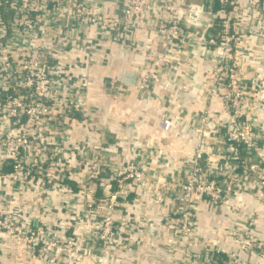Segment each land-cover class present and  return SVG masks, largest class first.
<instances>
[{"label":"built area","instance_id":"1","mask_svg":"<svg viewBox=\"0 0 264 264\" xmlns=\"http://www.w3.org/2000/svg\"><path fill=\"white\" fill-rule=\"evenodd\" d=\"M57 1L68 3L79 19L90 17L106 27L143 28L144 18L156 20L154 33L160 52L145 63L141 89L162 69L179 68V59L174 56L181 50L191 49L190 57L194 59L189 62V85L196 79L195 49L214 55V66L200 88L208 100L214 101L220 93L222 114L214 117L209 110L201 113L200 124L194 127L195 147L180 154V166L187 169L186 173L177 175L168 162L161 161L158 165L163 175L157 183L168 194L159 201L173 199L179 207L172 211L175 218L171 217L167 225L173 229V247L185 245L182 263L226 264L208 252L197 254L194 235L203 204L219 207L231 203L237 191L249 190L250 179L264 186V134L259 130L264 73L251 46L254 40L264 43V0H207L206 4L204 0H129L121 16L91 10L90 0H0V178L11 183L21 180L29 189H33V181L41 184L38 187L53 181L50 187L45 186L62 198L64 216L58 226L64 235L60 237L51 225L46 226L47 230H35L17 207H11L15 214L0 213V232L13 237L22 253L31 257L42 249L60 255L54 264H83L91 256V247L83 246L81 229L97 227L98 243L121 251L127 247L124 233L138 222H133L129 213L132 194L140 200L139 188L147 176L154 177L149 166L157 163V157L156 150L143 152L105 176L100 169L103 155L89 161L73 151L60 154V149L43 137L44 133L54 134L53 123L69 122L71 112L84 107L79 99H65L61 88L66 86L53 76L56 67L76 65L78 56L67 34L56 37L55 30L51 36L50 31L42 29V23L45 28L50 25L54 7L50 4ZM6 7L11 8L9 18L4 17ZM209 30L212 36H207ZM181 119L178 113L163 109L156 137L164 139L165 146H176L181 141L179 130L174 128V122ZM161 152L165 155L164 150ZM40 158L45 165L42 174ZM8 163H12L11 172L3 170ZM57 171L62 173V189H55ZM239 180L246 184H238ZM82 206L83 214L79 212ZM83 215L88 218L83 220ZM238 221L243 225L234 230L235 240L252 254L261 255L264 242L249 232L253 218ZM245 229L250 234L239 239ZM176 232L181 236L177 237Z\"/></svg>","mask_w":264,"mask_h":264},{"label":"crops","instance_id":"2","mask_svg":"<svg viewBox=\"0 0 264 264\" xmlns=\"http://www.w3.org/2000/svg\"><path fill=\"white\" fill-rule=\"evenodd\" d=\"M128 1L90 0L89 7L93 11L107 10L121 16ZM203 2L206 4L207 0ZM50 6H54L50 25L45 28L44 22L42 29L50 31L51 36L52 29L56 37L67 34L69 41L73 42L75 54H78L76 65L67 63V69L56 67L57 72L53 76L66 86L61 88L63 97L79 99L83 101L84 107L73 110L69 122L53 123L56 128L53 136L44 133L43 137L56 145L60 154H63L61 151H73L89 161H93L97 155H103L105 160L101 161L100 169L105 176H109L120 163H126L143 152L156 150L154 154L157 157V163L149 166L150 175L154 177L147 176L139 188L142 193L139 194L140 200L132 194L134 201L129 213L133 222H138L124 233V245L127 247L121 251L98 243L97 227L81 229L83 246L91 247V256L85 258L83 264H183L182 246L185 245L179 243L173 247L170 242L173 229L167 225L171 217L175 218L172 211L179 207L173 199L171 202L159 201V198H166L168 194L158 186L157 179L163 175V168L158 164L166 161L177 175H184L187 169L180 166V154L195 147L197 136L194 127L200 124L201 113L209 110L214 117L222 114L220 93V97L212 101L206 98L205 91L200 88L201 81L214 66V55L204 53L200 48L195 49L193 57L198 67L197 73H194L195 83L189 85V62L194 59L190 57L191 49L181 50L174 56L179 59L176 60L179 68L170 71L162 69L154 74L147 87L141 89L139 83L145 63L149 57L160 52L154 33L156 20L144 18L143 28L106 27L95 23L90 17L79 19L68 3L57 1ZM212 32L209 30L207 36H212ZM251 46L258 58L259 70L264 73V43L261 39L254 40ZM58 49L64 53L63 49ZM53 63L56 64V60ZM163 109L178 113L183 118L174 122V128L181 135V141L176 146L167 147L163 144L164 139L156 137ZM259 121V130L264 134V106L259 111ZM65 144L67 147H63ZM161 150H164L165 155ZM158 151L161 153L158 154ZM40 161L42 174L45 165L42 158ZM60 176L62 173L57 171L55 189H62ZM33 182V189H29L21 180L16 179L11 183L5 177L0 178V213L9 211L15 214L12 209L17 207L21 209L22 216L31 221L35 230H47L46 226L51 225L62 237L64 231L58 226L63 215L60 208L62 198L46 187H50L53 181H45L46 186L42 187H38L41 184H36V181ZM250 182V191L242 192L236 188L239 191L231 203L219 207L208 203L202 205L193 242L197 254L208 252L226 264H264V257H259L264 256V249L261 255H254L242 248V244L233 236L236 235V227L243 225L238 220L251 217L252 230L249 232L264 242V186L256 180L252 182L250 179ZM241 183L246 184V181L239 180L238 184ZM79 212L85 213V208L82 206ZM87 218L83 215V220ZM250 233L245 229L239 239ZM176 234L177 237L181 236L180 232ZM59 260L60 255L57 253L42 249L36 250L33 257L22 253L19 242L0 232V264H54Z\"/></svg>","mask_w":264,"mask_h":264},{"label":"trees","instance_id":"3","mask_svg":"<svg viewBox=\"0 0 264 264\" xmlns=\"http://www.w3.org/2000/svg\"><path fill=\"white\" fill-rule=\"evenodd\" d=\"M3 12H4V17L9 18L12 15L11 8H9V7L4 8ZM245 153H246V151L243 149L242 154H245ZM3 170L5 172H11L13 170L12 163H8L7 165H5Z\"/></svg>","mask_w":264,"mask_h":264},{"label":"water","instance_id":"4","mask_svg":"<svg viewBox=\"0 0 264 264\" xmlns=\"http://www.w3.org/2000/svg\"><path fill=\"white\" fill-rule=\"evenodd\" d=\"M129 80V79H128ZM130 81V80H129Z\"/></svg>","mask_w":264,"mask_h":264}]
</instances>
